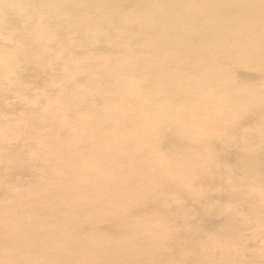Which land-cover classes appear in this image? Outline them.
<instances>
[{
    "label": "bare ground",
    "instance_id": "6f19581e",
    "mask_svg": "<svg viewBox=\"0 0 264 264\" xmlns=\"http://www.w3.org/2000/svg\"><path fill=\"white\" fill-rule=\"evenodd\" d=\"M199 1L202 5L192 13L200 19L210 17L212 10L221 12L218 33L201 26L204 38H196L182 9L166 8V0H0V168L8 156L15 159L22 138H41L30 145L25 160L35 166L45 160L48 169L60 171L51 174L49 184H40L41 192L54 193L47 196L46 206L58 216L56 208L65 210L60 218L65 233L82 232L79 222L87 209L111 211L112 205L125 201L127 183L121 170L127 162L144 169L147 179L129 181L133 202L155 193L147 207L160 211L157 196L174 189L185 199L169 208L177 213L190 203L196 213L197 195L211 199L217 193L254 222V240L264 233V145L252 140L254 132L264 139V88L253 84V92L234 93L224 68L229 62L241 71L259 60L264 71V0ZM26 71L34 74L40 93L32 94L33 87L22 84ZM10 114L16 118H8ZM159 142L184 164L191 159V178L184 175L186 167L157 157ZM229 142L243 150L247 186L224 171L221 158ZM87 148L92 150L89 155ZM200 149L206 154H199ZM216 164L219 176L213 174ZM90 178L107 182L89 184ZM186 182L191 190H180L179 184ZM23 197L21 193L7 208H23ZM0 216L1 230L11 216ZM225 221L232 232L245 227L229 217ZM28 229L24 225L20 230ZM36 234L50 239L56 235ZM230 241L242 245L241 237ZM252 241L248 233V244ZM21 245L19 254H52L41 243ZM75 248L82 249L79 256L89 251L96 257L82 240ZM132 249H140L137 242ZM212 254L214 264H238L233 251ZM259 258L255 262L248 257L245 264H264V256ZM25 262L18 257L14 264ZM108 263L96 258L88 264ZM201 264H206L204 258Z\"/></svg>",
    "mask_w": 264,
    "mask_h": 264
},
{
    "label": "rangeland",
    "instance_id": "374dc122",
    "mask_svg": "<svg viewBox=\"0 0 264 264\" xmlns=\"http://www.w3.org/2000/svg\"><path fill=\"white\" fill-rule=\"evenodd\" d=\"M181 5L185 6L181 7ZM201 5L202 2L199 0L195 4H192L191 0H166L165 3L166 8L172 10L182 9L183 18L188 19L186 23L192 28L196 38H204L200 32L202 25L209 26L211 30L213 29L218 33L221 24L217 22L221 13L219 9L212 10L210 17L204 19H200L192 13L196 7ZM154 8L156 9V7ZM177 32L178 34L179 32L185 34L183 30H177ZM224 68L228 72V83L234 93L253 92L256 88L253 84L264 88L263 62L258 60L256 66L243 67L241 71H238L235 64L226 62ZM21 81L23 85L29 88L33 87L31 89L32 94L36 95L42 91L39 82L30 71H26L21 75ZM26 99H28V96H26ZM8 104L16 106L14 101L11 100L8 101ZM15 109L19 111L18 106ZM8 118H16V115L10 114ZM261 137L260 133L255 132L252 136V140L259 147L264 145V139ZM40 139L34 136L22 138V147L15 159L8 156L0 168L2 170V177L0 178V213L6 218H8L7 215L11 216L10 221L5 223L0 230V264H14L18 257L26 259L25 264H88L89 261L95 263L96 258L103 263L109 261L108 264H201V259L204 258L206 264H214L212 252H225L228 250L237 253L238 264H245L248 257H251L255 262H260L259 257L264 256V233L254 240V222L249 221L246 215L243 216L238 213L226 197H220L217 193H214L211 199H207L206 196L202 198V194L197 195L195 198L200 199L193 202L198 206V212L196 213L190 203L187 204L185 209L179 208L177 213L169 208L171 204L179 205L185 199L179 196L181 192L174 189L164 190L157 196L160 211L147 207L151 201H155L152 198L155 197V193L146 200L140 197L136 198L134 202L130 200L128 198L129 181L136 176L143 180L147 179L143 177L144 169L128 162L124 164L123 170H121V178L127 183L126 195L123 197H126L125 201L112 205L111 211L87 209L84 218L79 222L82 232L70 231L65 233L60 226V218L65 214V210L56 208L59 212L58 216L46 206L47 196H53L54 193L52 190L46 191V193L41 192L40 184V182H45L46 185L49 184L51 174L55 175L60 171L54 172L48 169L45 160L38 162L40 167L25 160L29 155L30 145L33 142H39ZM219 140L212 141L217 143ZM232 140L237 141L238 135H234ZM241 141H245L244 133L241 135ZM139 144L145 147L143 143ZM65 145L66 143L60 144L63 147ZM155 150L158 158L170 160L179 166L186 167L184 169L185 177H192L191 164L193 162L189 157H187V162L184 164L180 157L168 153V149L160 142L156 145ZM197 152L202 155L206 154L203 149L197 150ZM86 153L89 155L92 150L87 148ZM261 157H264V151ZM221 160L224 163V171L235 175L244 185H248L249 174L245 166V155H243V150L239 145L229 142ZM86 163L82 164L85 171L87 170ZM203 163L204 159L200 161L199 165ZM16 169H23L24 172H18ZM213 170L215 176L220 175L218 164L214 166ZM106 182V180L100 178H90L88 180L89 184L100 185ZM169 182H174V180L171 178ZM179 188L180 190L190 191L192 186L189 182H186L180 183ZM232 190L238 191L240 188L232 187ZM255 190L257 191V188ZM21 193L25 194L26 197H23L22 200H27V204L23 208H16L18 211L7 208L10 202H14L21 196ZM82 208L85 209V207ZM72 209H70V213L75 217L76 212ZM226 217L231 219V223L233 219L237 225L244 223L245 227L236 232L230 231L225 221ZM24 225H29V229L21 231L20 229ZM38 231L56 235L53 239H50L48 236L37 235L36 232ZM248 233L253 240L250 244H248ZM234 236L242 238L241 247L230 241V238ZM80 240L83 241L87 249L96 252V257L88 250L87 254L82 253L79 256L78 253L82 249H76L75 247ZM16 242L20 244H16ZM135 242L140 246L138 251L132 249ZM37 243L43 244L46 250L52 251V254L37 252L19 254L21 244L28 247ZM5 255H7L6 258H4ZM87 258L92 259L86 260Z\"/></svg>",
    "mask_w": 264,
    "mask_h": 264
}]
</instances>
